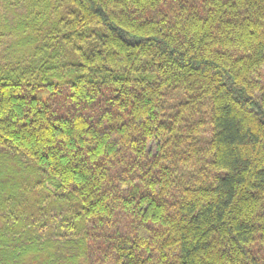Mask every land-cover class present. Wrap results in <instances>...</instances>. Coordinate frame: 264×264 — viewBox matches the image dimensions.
Masks as SVG:
<instances>
[{"label": "trees", "instance_id": "obj_1", "mask_svg": "<svg viewBox=\"0 0 264 264\" xmlns=\"http://www.w3.org/2000/svg\"><path fill=\"white\" fill-rule=\"evenodd\" d=\"M0 264H264V0H0Z\"/></svg>", "mask_w": 264, "mask_h": 264}]
</instances>
